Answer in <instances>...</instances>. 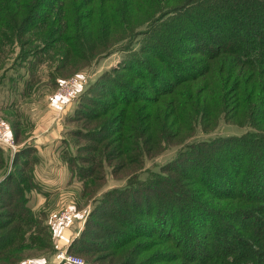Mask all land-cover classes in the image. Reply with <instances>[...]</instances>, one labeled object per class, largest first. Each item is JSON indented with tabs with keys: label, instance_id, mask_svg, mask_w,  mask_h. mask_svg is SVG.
<instances>
[{
	"label": "trees",
	"instance_id": "16d2710c",
	"mask_svg": "<svg viewBox=\"0 0 264 264\" xmlns=\"http://www.w3.org/2000/svg\"><path fill=\"white\" fill-rule=\"evenodd\" d=\"M2 29L20 37L34 33L39 52L50 50L53 36L72 50L87 42L97 48L120 42L110 50L112 54L119 48L122 55L113 72L140 66L150 75L149 90L158 97L151 116L162 120V128L171 135L210 129L221 121L247 128L241 134L185 143L160 173L151 172L155 176L149 183L160 182L164 191L178 196L180 185L182 193L196 198L194 205L177 208L182 216L186 213L182 226L175 221L169 228L162 225V217L175 215L178 207L166 198H160L156 207L151 201L147 211L139 206L146 205L142 192L147 186L135 180L101 196L98 209L107 200L112 204L114 194L125 195L117 197L127 209L125 221H120L124 229L117 241L111 237L109 241L116 249L120 240L128 244L147 227L153 238L176 248L169 258L163 256L166 251H158L157 262L173 264L180 258L179 264H264V0H0ZM33 54L20 55L11 70ZM139 70H133L134 77ZM113 84L119 85L115 79ZM162 97L168 100L165 107ZM26 148L17 152L23 163L34 147ZM177 165L182 167L178 185L164 176ZM15 171L18 183H23L21 170ZM4 182L0 181L1 194L7 192ZM25 191L21 189L22 213L30 210ZM131 194L138 198L131 199ZM25 218L19 215L20 220ZM187 220L195 226L185 227ZM196 225L209 229L206 239L194 238ZM14 231L0 240V249L14 240Z\"/></svg>",
	"mask_w": 264,
	"mask_h": 264
},
{
	"label": "rangeland",
	"instance_id": "374dc122",
	"mask_svg": "<svg viewBox=\"0 0 264 264\" xmlns=\"http://www.w3.org/2000/svg\"><path fill=\"white\" fill-rule=\"evenodd\" d=\"M2 32L8 33V39ZM18 35L5 29L0 32V118L17 135L15 139L20 149L35 147L43 134L59 133L56 151L50 154L55 164L48 165L67 167L61 180L67 184L64 191L71 194H66L62 200L54 196L39 179L29 174L35 173L34 157L28 156V161L23 163L16 158L19 150L13 154L0 147V181H5L4 189L7 190L6 194L0 193V240H5L15 230L14 240L0 249V264L31 261L56 264L61 251L80 257L84 264H168V260L157 262L154 255L162 250L166 251L163 256L169 258L176 248L169 241L153 238V231L147 227L138 235L140 237L134 236L128 244L120 240L121 247L114 248L109 242L110 237L115 241L119 239L118 232L124 229L120 221H125L122 217L127 216L123 214L127 210L125 203L117 197L125 195L113 192L112 204L107 200L100 209L99 199L111 189L126 186L130 180L143 182L142 186L147 187L142 197L148 200L146 205L140 202L139 206H145L147 211L151 201L156 207L160 198H166L178 207H174L175 215L170 213L168 218L162 217V225L169 228L175 221L180 227L186 220V213L182 216L177 208L190 207L196 199L192 194L182 193L183 188L176 182L182 167L177 165L173 172L164 171V176H171L169 180L181 188L179 196L164 191L160 182L149 183L155 176L151 172L160 173L164 164L174 158L185 143L241 134L247 128L221 121L210 129L199 128L196 132L185 129L171 135L162 128V120L151 116L156 109L151 105L158 97L149 90L150 75L139 70L140 66H133L129 72H113L122 55L119 48L112 54L110 50L120 42L112 41L106 48L92 47L94 43L87 42L72 50L66 45L61 46L53 36L50 50L39 52L34 48L38 40L34 33ZM31 52L34 54L25 59V64L21 62L11 70L20 55ZM133 70H139L136 77ZM2 71L7 72L2 75ZM114 79L119 85L113 84ZM165 99L167 97L160 98L164 100L161 102L164 107L168 102ZM35 160L38 163V158ZM15 170H21L23 183H18ZM24 187L27 192L24 201L30 210L22 213L19 202ZM37 194L46 200L33 204L32 196ZM133 198L138 195L131 194ZM67 210L72 211L73 216L69 221H62ZM207 213L212 214L209 210ZM19 215L27 218L22 221ZM133 217L141 220L138 215ZM141 221L143 226H149L145 223L147 220ZM187 221L189 225L185 224V227L195 226ZM198 228L194 238L206 239L209 229ZM201 232L203 235L200 236ZM140 243L142 246L138 247ZM176 259L173 264L182 261Z\"/></svg>",
	"mask_w": 264,
	"mask_h": 264
},
{
	"label": "crops",
	"instance_id": "0c3cea01",
	"mask_svg": "<svg viewBox=\"0 0 264 264\" xmlns=\"http://www.w3.org/2000/svg\"><path fill=\"white\" fill-rule=\"evenodd\" d=\"M43 139L40 138L39 141L35 142L34 148L32 150V157H34V161L36 162L35 166V173H29L30 175L34 176L35 178L39 179L43 186L46 187L47 190L52 192L54 196H59L61 200L64 198L66 194L68 196L71 193H66L63 187H66L65 181L61 180L62 176L65 174L67 167L65 165H48V164H55V159L50 156V154L55 153L56 151V144L58 143V139L60 137L57 131H51L49 134H43ZM38 138V137H37ZM38 158V163L37 160ZM53 158V159H52ZM46 164V165H45ZM26 177H30L26 175ZM73 185V184H68ZM41 195L37 194L32 196L31 201H34L33 204H37V202H44L46 197H40ZM78 229L74 231V235L78 233ZM69 234V232L67 233ZM67 242V241H66ZM67 242L66 244H68Z\"/></svg>",
	"mask_w": 264,
	"mask_h": 264
},
{
	"label": "built area",
	"instance_id": "2783aa9c",
	"mask_svg": "<svg viewBox=\"0 0 264 264\" xmlns=\"http://www.w3.org/2000/svg\"><path fill=\"white\" fill-rule=\"evenodd\" d=\"M74 85L75 83H73V86ZM0 147L12 151L13 154H15L20 149V145L16 143L14 133H12L8 125L1 118H0ZM72 216H73V212L67 210L64 212L62 216V221H69L72 218ZM55 226L58 227V224L56 223ZM57 258H58V262L56 264H60V263L84 264L83 259H81L76 255H72L71 253H68L66 251H61L57 255ZM21 264H48V263L31 261V262H24Z\"/></svg>",
	"mask_w": 264,
	"mask_h": 264
}]
</instances>
